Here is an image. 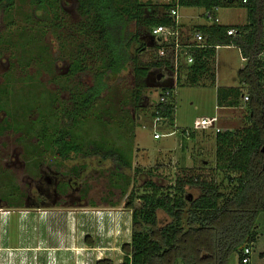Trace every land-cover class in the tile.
I'll use <instances>...</instances> for the list:
<instances>
[{"label":"rangeland","instance_id":"374dc122","mask_svg":"<svg viewBox=\"0 0 264 264\" xmlns=\"http://www.w3.org/2000/svg\"><path fill=\"white\" fill-rule=\"evenodd\" d=\"M202 12L182 8L186 17ZM219 16L226 25L248 21L244 7L220 8ZM81 20L76 0H46L45 5L16 0L13 7L0 8V264H97L100 259L121 264V245L131 238L127 200L149 192L147 181L166 189L183 176L180 130L192 128L199 116L218 113L217 87L239 83L240 49L220 47L216 82L176 85L174 125L156 129L151 104L167 83L153 77L149 86L146 80L145 99L141 106L134 102L142 84L136 59L145 63L154 51L138 54L133 43L130 53L136 59L110 75L91 107L68 123L64 112L70 97L81 98L102 69L80 56ZM141 29L130 26L140 37ZM234 109L220 114L221 124L242 126L245 109ZM63 132L68 135L61 156L56 139ZM157 132L173 134L155 139ZM209 132L187 140L183 159L187 167L198 168L210 161L204 174L216 172L215 134ZM91 142L101 150H119L130 167L116 171L112 161L88 154ZM231 188L223 184L224 191ZM257 224L252 264H264V211ZM227 264H239L238 252Z\"/></svg>","mask_w":264,"mask_h":264},{"label":"trees","instance_id":"16d2710c","mask_svg":"<svg viewBox=\"0 0 264 264\" xmlns=\"http://www.w3.org/2000/svg\"><path fill=\"white\" fill-rule=\"evenodd\" d=\"M15 1L0 0V8L13 7ZM45 3L46 0H37L39 5ZM174 5L175 0H76L82 17L80 56L95 61L102 69L81 98L70 97L65 121L70 123L78 112L88 110L107 88L109 76L121 72L136 59L130 53L133 43L138 54L145 53L152 28L171 24L168 11ZM179 5L206 11L223 7L247 9L248 21L243 25L211 23L196 29L207 43L235 45L247 59L238 72V86L217 88L220 107H244L243 124L215 132V173H202L210 165L187 167L182 160L183 176L177 177L174 184L165 189L154 181H147L144 186L149 192L127 200L131 238L121 245V264H227L235 252L239 253L241 262L242 248L257 240V217L264 211V0H179ZM132 23L144 31L140 32L141 37L131 32ZM229 27L236 28L238 34L228 35ZM215 55V48L197 50L196 61L181 68L180 72L187 74L189 85H199L202 80L215 83ZM149 56L145 63L136 59L135 74L142 84L133 97L140 106L149 71L162 65L152 54ZM245 96H248L246 101ZM151 108L153 118L159 117L162 125H174L173 94L165 103H152ZM67 135L63 132L56 139L61 156ZM89 148L88 154L112 161L116 171L131 165L117 149L101 150L92 142ZM218 174H222L220 181ZM224 183H231L230 191H224ZM190 187L198 189L199 194H193ZM97 264H113V261L103 259Z\"/></svg>","mask_w":264,"mask_h":264},{"label":"built area","instance_id":"2783aa9c","mask_svg":"<svg viewBox=\"0 0 264 264\" xmlns=\"http://www.w3.org/2000/svg\"><path fill=\"white\" fill-rule=\"evenodd\" d=\"M166 2L171 0H164ZM246 2V0H243ZM181 6L179 0H175V5L168 11V17L171 18V24L169 25H157L152 28L149 33V41L147 42L146 48L154 51L155 61L161 62L162 65L159 68L152 69L150 71L162 72L165 80L175 79L178 77L181 68L192 65L196 61V51L205 50L208 48L221 47L220 45H212L207 43L204 35L199 30L190 31L187 35L184 32L183 25L181 22ZM219 8L214 10H207L204 14L205 18L210 23H220V18L217 16ZM228 35H237L238 30L234 27L227 29ZM164 70H161V69ZM155 78L157 79L156 75ZM157 81H160L157 79ZM173 94L171 87H164L158 94V97L153 102L165 103L169 100V97ZM248 100V96L244 97ZM158 113V112H157ZM160 118L154 119V127L157 129L160 124ZM218 116H201L196 118L194 126L192 128H182L180 130L181 135L185 137H191L193 133L199 130H215L220 131ZM173 134L169 132L163 134L157 132L154 135L155 139H160L163 136ZM252 249L250 246H244L241 252V264L251 263Z\"/></svg>","mask_w":264,"mask_h":264},{"label":"crops","instance_id":"0c3cea01","mask_svg":"<svg viewBox=\"0 0 264 264\" xmlns=\"http://www.w3.org/2000/svg\"><path fill=\"white\" fill-rule=\"evenodd\" d=\"M164 1V0H163ZM183 7H185V6H183ZM182 6H181V9H180V12H181V22H182V25H183V29H184V32H186L187 33V35L190 33V31H193V30H195V29H197V27L198 26H207V25H210L211 23L205 18V16H204V14H205V12H206V10L204 9V8H201V7H198V8H200V9H202V13H200V15L199 14H197V15H189V16H185L184 14H182V8H183ZM219 10H220V8H219ZM219 10H218V12H216V14H217V16L220 18V16H219ZM201 19V20H203L204 22L203 23H193V22H191V21H193V19ZM189 20V21H188ZM219 24H222V25H226V24H223V23H221V19H220V23ZM232 26V25H231ZM231 46H234V45H226V47H231ZM221 47H223V46H221ZM220 48V47H219ZM218 48V49H219ZM218 49H216L215 48V51H216V55H215V64H216V58H217V52H218ZM242 60L244 61V65L241 67V68H243L244 66H245V64H246V62H247V59L246 58H244V57H242ZM216 67V66H215ZM161 69V68H160ZM161 70H164V69H161ZM150 72V71H149ZM181 73V74H180ZM179 73V75H178V77L177 78H173V79H170V80H168L169 82V84H170V86L169 87H171V89L173 90V95H174V100H175V86L176 85H185V83H187L186 81V79H187V74H186V72H180ZM164 76V75H163ZM165 81V78H161V80L160 81ZM202 81H205V80H202ZM200 82V85H201V83H203V82ZM215 82H216V68H215ZM149 84V83H148ZM238 85H239V83H238ZM238 85H234V86H238ZM147 87H149L148 85H147ZM219 87H222V86H219ZM227 87H230V86H227ZM218 88V87H217ZM216 94H217V90H216ZM158 97V96H157ZM155 100V99H154ZM246 101V100H245ZM153 103H155V102H153ZM176 104V103H175ZM217 111H218V113H216V114H213V115H211V116H214V115H216V116H218V118H219V127L221 128V130H226V129H228V128H233V126L232 125H229V126H224V124H221V116H220V114L224 111V110H235L234 108H227V107H220L219 105H218V103H217ZM176 110V109H175ZM204 116H206V115H204ZM199 117H201V116H199ZM198 118V117H197ZM196 120V119H195ZM223 122V121H222ZM159 125H161V123L159 124ZM207 131H210L209 133H211V132H213L214 134H215V130H199V131H196L195 133H193V135H191V137H185V136H183V135H181V137H182V141H181V144H180V146H182L180 149H181V157H182V160L184 159V157L187 159V153H186V142H187V140H189V139H191V138H193V137H195V135L197 134V133H199V132H202V133H207ZM213 134V135H214ZM212 135V136H213ZM214 137H215V135H214ZM203 162H204V164H206V165H210V161H208V160H203ZM214 162L216 163V159H214ZM198 192V194H199V191H197ZM128 210V209H127ZM130 211V210H129ZM261 213V212H260ZM259 213V214H260ZM257 219H258V217H257ZM131 220V219H130ZM257 223V222H256ZM257 229H258V224H257ZM259 230H257V232H258ZM258 237H259V232H258ZM258 237H257V239H258ZM87 239L89 240V238L87 237ZM91 240V239H90ZM89 240V241H90ZM130 241V240H129ZM257 241V240H256ZM255 241V242H256ZM128 242V241H127ZM254 242V243H255ZM92 243H93V241H90L89 242V245H91L92 246ZM254 243H252L251 245H250V247H251V249H252V254H251V263L250 264H252V261H253V253H254ZM263 251V250H262ZM263 255V257L262 258H264V252L262 253ZM100 260H103V259H100ZM111 260V259H110ZM99 261V260H98ZM238 263L239 264H241V262H240V257H239V253H238Z\"/></svg>","mask_w":264,"mask_h":264},{"label":"water","instance_id":"95a60500","mask_svg":"<svg viewBox=\"0 0 264 264\" xmlns=\"http://www.w3.org/2000/svg\"><path fill=\"white\" fill-rule=\"evenodd\" d=\"M155 75L157 77V79L161 80V78L163 77V73L162 72H157V71H150L148 76H147V80H148V85L151 86L152 84L150 83V80H153V77L155 78ZM164 83H167V85L165 87L170 86V84L168 83V80L162 81ZM263 152H264V146L262 148Z\"/></svg>","mask_w":264,"mask_h":264},{"label":"flooded vegetation","instance_id":"af4514ba","mask_svg":"<svg viewBox=\"0 0 264 264\" xmlns=\"http://www.w3.org/2000/svg\"><path fill=\"white\" fill-rule=\"evenodd\" d=\"M148 89H149L148 87H146V89H145L147 93H148ZM144 93H145V92H144ZM144 99H145V95H144Z\"/></svg>","mask_w":264,"mask_h":264}]
</instances>
